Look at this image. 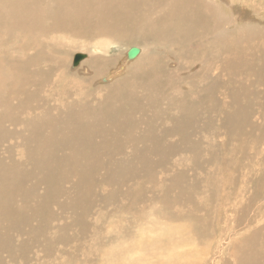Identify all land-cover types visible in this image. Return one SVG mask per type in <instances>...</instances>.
<instances>
[{
  "label": "bare ground",
  "instance_id": "obj_1",
  "mask_svg": "<svg viewBox=\"0 0 264 264\" xmlns=\"http://www.w3.org/2000/svg\"><path fill=\"white\" fill-rule=\"evenodd\" d=\"M236 7L0 0V264H264V27Z\"/></svg>",
  "mask_w": 264,
  "mask_h": 264
},
{
  "label": "rangeland",
  "instance_id": "obj_2",
  "mask_svg": "<svg viewBox=\"0 0 264 264\" xmlns=\"http://www.w3.org/2000/svg\"><path fill=\"white\" fill-rule=\"evenodd\" d=\"M226 1L233 2L234 0H222V2H226ZM251 1L253 2L254 0H236L237 7L235 9L238 12L239 11H242V10L248 11V13L246 14V16L247 17H249V16L253 17L252 21L255 20L253 22H256L257 23L256 24L257 26L264 27V19H263L264 18V10H263V12L260 11V10H258V8H257L258 6L256 5V4H259L260 2H263L264 3V0H262V1L261 0H256V3H252ZM225 4L227 5V7H229V3H225ZM248 19H250V18H246V20H248ZM142 44H143L142 42H134V41L127 40V38H126L125 39V42L123 44L122 43L111 44L110 47H109V49H108V53H105L104 50H102V52H104V53H102L101 52V49H98V50L94 51V52H97L98 54L103 55L104 58L111 57V60L110 61L103 63V65H102L103 66L102 67L103 70L101 69V71L94 76V79L92 80V82H93L92 84L94 85V87H96V89L97 88H101V87L104 88L103 86L109 85V83L114 82L115 80L119 79L122 75H124V73L128 70L127 68H129L130 63L132 61L131 59H128V57L126 55L127 50L130 47H132V46H139V45L141 46ZM79 52L80 53H85V57L86 58L85 57H84L85 59L82 58L83 60L81 59L76 65H73V57H74V54L75 53H79ZM88 57H89V54H88V51H86V50H81V49L72 50L70 52L69 56H68L67 66L69 65L72 68H76L75 70H79L81 63L84 62V60H86ZM109 63H110V65H108ZM120 66H122L124 68L122 70V72L118 71V70H120ZM116 72H118L119 74H116ZM88 74H92L93 75V72L91 73V70H89L88 71ZM104 77L108 78V80L105 81L103 79ZM199 119H200V121L201 120H204V116L201 115V117ZM197 136H199V135H197ZM214 144L217 145V146H220V142L218 140H214ZM247 146H248V148H256L257 149V144L252 145L250 143ZM235 191H237L236 187L232 190L233 194L235 193ZM221 194H223V193H221ZM255 203L258 204V200L257 199H255ZM65 215H67V214H65ZM166 223H168V222H166ZM184 224H186V226H188V227L191 228V224L189 226V222L188 221H185ZM70 232L73 233L74 231L72 230ZM35 233L36 232H34L33 234H35ZM146 233H149V231L146 232ZM146 233L144 231V236L146 238H148V239L155 238V234H153L152 231H150L149 234H146ZM152 236H153V238H152ZM147 241H149V240H147ZM12 242L15 243V244H23L25 246L27 245L25 243L26 242V239L18 238L17 236H14L12 238ZM193 247L194 246H192V248L191 247L190 248L193 249ZM157 250L158 249L155 246V247L151 248L149 251L153 255H155L156 252H157ZM137 252L143 254V252L140 251L139 248L137 249ZM31 254H32V252H31ZM31 254L28 256V258H31ZM193 257H194V255L190 256V258H189V256H185V258H188V262L195 260V258H198L197 256H195V258H193ZM185 258L184 257L183 258L176 257V259L174 258L173 261H175V263L179 262L180 264H185V263H181V260L183 261ZM122 261H123V263H126V261H125L124 258L122 259ZM70 262L71 263L67 262L66 264H72V263L73 264H80V262L78 261V259H76L75 261L72 260ZM93 264H95V263H93ZM110 264H113V263H110ZM168 264H174V263L171 261V263L169 262Z\"/></svg>",
  "mask_w": 264,
  "mask_h": 264
},
{
  "label": "water",
  "instance_id": "obj_3",
  "mask_svg": "<svg viewBox=\"0 0 264 264\" xmlns=\"http://www.w3.org/2000/svg\"><path fill=\"white\" fill-rule=\"evenodd\" d=\"M138 52H139L138 47L132 46L127 50L126 54L128 58H133L138 54ZM84 57H85V53H80V52L75 53L73 57V65H76V63L79 62Z\"/></svg>",
  "mask_w": 264,
  "mask_h": 264
}]
</instances>
